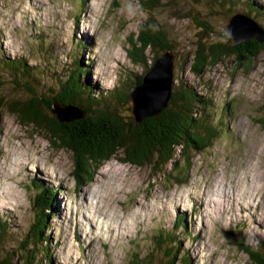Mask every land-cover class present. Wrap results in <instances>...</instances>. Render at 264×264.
I'll return each mask as SVG.
<instances>
[{
    "label": "rangeland",
    "instance_id": "obj_1",
    "mask_svg": "<svg viewBox=\"0 0 264 264\" xmlns=\"http://www.w3.org/2000/svg\"><path fill=\"white\" fill-rule=\"evenodd\" d=\"M143 1L0 0V56L25 58L40 79L35 88L47 97L78 60L88 69L87 92H130L155 61L149 49L146 65L133 62L127 52L147 20L153 29H164L177 50L173 82L191 86L214 104L209 113L216 138L189 153L183 183L165 174L169 165L159 172L152 164L134 165L117 153L91 181L76 186L71 152L32 124H19L1 105L0 223L6 229L0 233V258L21 264V254L32 248L27 237L37 213L32 183L56 189L51 206L43 208L50 212L45 233L50 256L35 253L40 264H142L145 255L161 264L172 244L166 240L158 246L155 237L168 231L178 241V252L182 250L177 259L187 255L189 264H253L240 243L264 254V223L253 214L264 215V128L258 121L264 119V50L236 69L232 56H221L208 63L202 77L190 70L196 43L204 41L198 22L210 26L209 42L231 43L228 19L246 12L252 0H156L150 13ZM254 5L264 7V0H254ZM257 14L249 16L264 27V16ZM26 95L0 69L3 100ZM125 107L131 109L130 103L118 106ZM216 178L224 185L220 191ZM247 180L250 208L232 205L243 200L238 194ZM226 191L232 193L227 199L232 204L221 196ZM178 216L186 226L174 230Z\"/></svg>",
    "mask_w": 264,
    "mask_h": 264
},
{
    "label": "trees",
    "instance_id": "obj_2",
    "mask_svg": "<svg viewBox=\"0 0 264 264\" xmlns=\"http://www.w3.org/2000/svg\"><path fill=\"white\" fill-rule=\"evenodd\" d=\"M141 3L147 9V13H150L156 0H144ZM244 13L248 16L251 13H260L264 16V7H255L254 0H252L248 3L247 11ZM260 14L257 15L261 16ZM198 23L204 27L198 34L199 37L203 36L204 41L196 43L190 60V70L197 78L204 75L208 63L216 61L221 56L229 58L232 56L236 69L246 65L244 62H250L260 50H264V45L255 41L244 42L236 46H231L230 42H209L207 35L210 32V26L208 27L206 23ZM146 49L153 53L152 62L157 59L159 53L171 51L174 54L173 71L176 70L177 50H174L166 31L160 27L153 29L152 24L147 20L140 28L137 41L132 44V49L127 51L128 57L133 62L146 65ZM1 56L0 69L8 71L15 86L22 88L27 95L22 99L8 100H3L0 96V107L1 105L6 107L19 124H32L34 128L43 130L50 141L58 144L59 148L71 152L72 176L76 186H82L91 181L94 173L117 153H121L123 160L134 165L152 164L158 168L159 172H165L169 165V171L165 174L170 175L169 177L175 179L176 182L183 183L190 169L189 153L193 150L201 151L210 146L216 138V128L211 123L209 113V109L214 104L208 96L195 91L189 85H183V82L177 79L172 82L167 107L153 117L135 122L129 107H125V111L118 108V106L128 104L131 91L126 92L113 88L104 94L87 92L89 86L86 85L85 80L88 69L79 60L71 63L70 71H65L67 72L65 77L56 80L57 90L54 94H48L47 97L35 88L37 85L40 86V79L34 71V66L28 65L25 58L8 59ZM141 78L142 76L136 78L133 86L138 85ZM53 101L80 108L84 113L83 117L67 124L58 123L49 112ZM258 121L264 128V119ZM170 171L176 173L171 175ZM33 186L36 188L33 207L37 213L35 222L27 235L32 248L31 252L21 254V264H40L41 259L35 258V253L38 252L47 258L50 256L47 246L50 236L45 234L50 227L48 222L50 212L43 208L51 206L56 189L49 191L41 189L40 185L33 184ZM181 225L186 226L178 216L173 223L174 230L179 229ZM5 229V222L0 223V233ZM170 235L169 231L159 232L155 237L158 246L165 244L163 241L166 240H170L172 244L166 249L167 260L161 264H189L190 260L187 255L182 254L177 259V254L182 253V250L178 252V241ZM239 249L248 255L253 264H264V254L260 250H254L245 243H240ZM147 257L148 255L142 257L140 262L153 264ZM11 260L12 258L9 260L6 256H2L0 264H14L15 262Z\"/></svg>",
    "mask_w": 264,
    "mask_h": 264
},
{
    "label": "water",
    "instance_id": "obj_3",
    "mask_svg": "<svg viewBox=\"0 0 264 264\" xmlns=\"http://www.w3.org/2000/svg\"><path fill=\"white\" fill-rule=\"evenodd\" d=\"M228 22L226 31L232 39L231 46L248 41L264 45V28L247 14L240 12L232 14ZM173 65L174 54L171 51H165L142 76L141 82L131 90L129 103L135 122L153 117L167 107L172 90ZM49 112L60 124L79 120L84 114L80 108L71 104L65 105L59 101L52 102Z\"/></svg>",
    "mask_w": 264,
    "mask_h": 264
},
{
    "label": "bare ground",
    "instance_id": "obj_4",
    "mask_svg": "<svg viewBox=\"0 0 264 264\" xmlns=\"http://www.w3.org/2000/svg\"><path fill=\"white\" fill-rule=\"evenodd\" d=\"M242 179V178H241ZM222 179H220L219 180V178H216L215 179V182H218V181H220V186H219V191L224 187V185H223V182L221 181ZM33 184V183H32ZM226 184H228L227 182H226ZM240 186V185H239ZM243 187H244V189L243 190H239V194L238 195H242L243 196V200L241 201V202H235V204H232L231 203V201H228L227 199L229 198V196L232 194L231 192H229V191H226V193L227 194H225L224 195V193H221V196H222V198H224V199H226L228 202H229V204H232V205H237V206H240L241 204L242 205H244V206H246V207H248V208H250V205L248 204V200L250 199V198H252V187H251V185L249 184V182H248V180H247V184L246 185H243ZM41 189H42V187H41ZM44 189H47V190H49V191H54V190H51L52 188H49V187H44ZM190 191V190H189ZM217 196V194H213V197H216ZM207 197L208 196H205V198L207 199ZM195 204V203H194ZM168 204L166 203L165 205H164V209H163V211L162 212H160L161 214H164V212L166 211V206H167ZM196 206H197V210H201V209H203V207H201V206H199V205H197L196 204ZM204 206V208H205V204L203 205ZM166 207V208H165ZM159 210V209H158ZM253 211H254V209H253ZM203 212H205V209L203 210ZM214 212H218L216 209L214 210ZM134 213V212H133ZM255 216H259V219L261 220V222L262 223H264V215H260V214H256L255 213V211H254V213H253ZM253 215V216H254ZM115 217V216H114ZM111 218V217H110ZM87 219H88V217H87ZM86 220V219H85ZM181 220H182V223H183V219L181 218ZM240 221H244V220H242V219H239ZM89 223V222H88ZM105 223H107V222H105ZM92 224H94V223H92ZM91 224V225H92ZM98 224H100V223H98ZM260 224V223H259ZM263 225V224H262ZM182 226V225H181ZM261 239V238H260ZM259 239V240H260Z\"/></svg>",
    "mask_w": 264,
    "mask_h": 264
}]
</instances>
